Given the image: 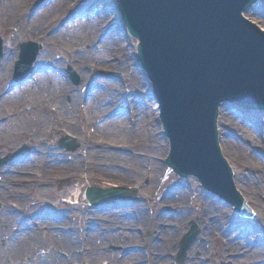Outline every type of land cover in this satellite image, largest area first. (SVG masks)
<instances>
[{
	"label": "bare ground",
	"instance_id": "bare-ground-1",
	"mask_svg": "<svg viewBox=\"0 0 264 264\" xmlns=\"http://www.w3.org/2000/svg\"><path fill=\"white\" fill-rule=\"evenodd\" d=\"M21 2L22 0H0V21L2 18H5V23L7 26L16 23L20 29H25L29 33V35H41L44 33L47 34L48 31L57 29L59 25L62 27L63 19H66L73 13H78L77 10L80 7L77 4V0H59L56 7L50 9L47 14L39 15L38 17H36V19H34V21H27V17L30 14V9L29 13L19 10V8L22 9L20 6L22 4ZM261 2L259 3L262 4ZM81 7L85 9L87 8V5L84 4ZM98 18L99 19L94 23L93 28H91V26H82L79 24L75 26L72 24V26L68 28H60L56 33L57 39L64 40L65 42H68L72 45H75V43H77L78 41H80V43L86 42V44L91 45L94 41L99 39L100 34L104 26L107 25L109 19L107 15H103ZM251 23L254 24L253 22ZM258 31L264 33V31H262L261 29H258ZM87 32H89V34ZM102 41L103 45L101 47V50L99 52H96L94 50V57H86V60L88 59L89 63H83V56H80L79 60L75 63L80 73H82L84 83L91 79L92 83L96 86L95 88H105L103 92L94 91L92 97L88 100V102H86L85 105V110H88L89 112L87 116L92 118L91 122L95 125L100 118L111 111L112 107L113 109L115 107V103L108 108H104V105L101 106V104L99 105V103L105 102L110 99L111 94L113 96L111 100L115 99V94H123L121 91H118V83H116V81L119 79L118 76L121 77V75H113L112 77H108V79H105L107 73L117 72L121 74V66L124 64L122 63L123 58L116 53V47H114L116 42L119 41V38L115 33H112L111 35H106V37H104ZM15 56L16 55L10 56L11 61L9 65L0 66V79L6 74L7 70L11 68ZM125 63L127 64V62ZM55 67H57V65ZM132 76H135V79L133 78L132 80L136 84L135 94L137 95L141 91V89L139 91V88L143 83L138 78V76L136 77L135 73H132ZM62 83L63 81L57 73L44 71L42 74L35 77L32 81H28L19 87H10L6 88L5 90H1L0 94L3 97L2 105L9 103V101H12V103L14 102L9 106L11 108L10 112L17 114L14 119H12L9 123H6L0 129L1 138L10 140L11 143H16L20 140H25L19 139V136H17L21 132L24 136H27L29 134L40 135V140H42L47 134L52 135L54 132V128H69L75 131L76 128L74 127V125L76 124V121L74 122V120L72 121L71 119L73 118L72 110L75 109L77 111V117L79 119L81 113L80 104L82 103L81 95L79 93L71 94L69 102H72V104L68 106L62 105V103L60 102V97H65L66 95H68L67 90L71 91L70 88L67 89V87L62 85ZM36 85L39 86V89L37 88L38 90L34 87ZM54 92L58 94L55 105L57 108V115L60 117L59 120L58 116L53 115L50 111V108L47 106L48 104H54V99L52 97V94ZM73 98H75L76 101H74ZM39 99L42 100L39 101ZM134 104L137 113H142L148 116V112L151 110L149 104H146V102L142 103L140 99H135ZM226 110V105H222L220 107L218 119H216L217 125L219 122L226 124L222 120V117H226ZM28 112H30V115L28 114ZM34 113L50 115L52 119L50 120L48 127L46 126L43 130V126L48 122V116L45 115V117H43L39 114L35 115ZM2 115L3 113L2 111H0V118L2 117ZM145 122L148 121L139 119L136 122L135 126H132V124L128 126L124 118L115 117L104 120V123L102 125H96V129L98 130V132L96 130L93 135H88V140L86 141V143L90 144L95 150H98L99 147H106L107 149H113L114 147H126V149L132 151V149L135 148L148 146L146 144L150 141L149 143L152 144V146L155 148L156 146L160 145L159 140L155 135L156 131L152 128L151 125L145 126ZM227 123L231 125L230 121H227ZM78 125L85 126L86 123H80L78 121ZM132 129L136 130V132L133 133ZM243 131L245 137L243 139L244 142H248L250 144L254 143L252 141L255 140V135L251 133V131L247 128L243 129ZM14 132L16 134L15 136H13ZM101 132L104 133V136L106 134L110 137H114L118 143L108 140L106 136L104 137L103 135H101ZM218 134H221L219 130ZM132 135L134 138H132ZM262 137V141L264 144V134H262ZM125 138L127 140L122 143ZM257 139L259 142L261 136L258 135ZM26 140L29 141L28 139ZM104 140H106L107 142ZM220 145L222 156L224 153L232 151L238 156L244 157V159H240L238 161L244 165V169L246 170V172L241 179L234 178V183L236 184L235 186H237L236 188H241L242 186H244L245 194L249 197L256 198L261 203V205L264 206V161L258 157L259 153L257 151V148L259 147L257 145H252V147L249 149V151H251L250 157H248L246 155L248 150L245 149L243 144L238 143V140L235 139L233 135H228V137L224 140V143H221L220 141ZM99 152H102V149H99ZM165 154L166 152L161 154L160 156L152 155L151 157H147V155L145 154L135 152L132 157L137 163L139 169L143 168V163L146 159H148L149 162L151 161V163L149 164L150 168L154 171H159L160 164L158 163V161L160 158H163ZM104 157L105 159L101 160L102 164L96 165L97 168L104 169L105 167V170H111L104 172L109 175L115 174L118 177L127 176L115 173V169H117L116 166H124L121 163L126 162H121L119 159L122 158L119 155L110 153L106 154ZM45 158L53 162L52 148L48 145L45 148L37 145L36 156L34 159H31L33 161L31 162L30 160L29 162L22 164L21 167L18 168V171L28 172V170L32 169L34 166L44 169H51L52 165L50 167L44 166ZM127 178L129 177L127 176ZM25 181L27 180L21 179L19 177L11 178L8 182V190H10L11 187L14 186H20L19 189L24 191L22 186ZM43 191V196L49 195L48 190ZM26 192L28 196L32 198L34 197L33 191ZM175 193L172 192V196L178 198L183 197V195L180 194V191H175ZM2 194L3 191L0 192V197L2 196ZM21 197L22 196H20V198H15L14 200H21ZM243 199L245 203H247V200L244 197ZM169 200L172 204L173 198ZM0 201L2 204L10 205L7 208L8 214L2 215L3 225L7 227L8 224L11 223V228L18 227V231H26V235L24 238L23 235L20 238L18 237L16 239V242L14 243L15 245H11V248L7 250V253L0 254V264H12V261L9 262V258L6 255H16L18 254V251H22L21 246L24 243L25 239L36 240L35 245L36 248L39 249L37 251L40 255V264H61L60 261L62 260L58 259V257L53 255V253L49 251V243L51 242L50 238H53L55 235V233L51 231V228L57 225H50L49 221H47L46 219H35V217H33L35 216L34 214L32 216H28L25 220L23 218L22 212H24L27 206V201L21 200L20 207L14 203L13 205H11V202H13V200L10 197H8L6 201L2 199H0ZM205 206L207 207V211L205 212L206 216H204V214L201 215V226L203 228V234L198 238L196 242L192 241L189 254H187L188 260L184 262V264H257V261L259 259V257L257 256L258 252L261 254L264 252V250L251 249L249 247L250 242L248 240H241L239 238L238 231L246 232V228H238L236 230L228 227L225 228L226 224H224L225 221H223V219L220 220V223L217 222V210L213 207L207 206V203H205ZM2 208H4V206H2ZM179 211L181 212V214L180 216H176L174 218L173 223H178L185 217L184 213H186V210H184L183 205H181ZM15 212H20V215H15ZM131 212L132 210L127 214H130ZM124 213L126 212L116 210L114 212L115 215L107 214L108 216L106 220L100 221L97 226L93 228L94 232L89 236V243L92 246L89 248V250L93 251L94 258L90 261V264H104L103 261H105L107 264H140L144 261L143 259L139 258L142 256L149 264H170L171 262L168 259L163 258L162 256L169 254L170 252L175 254L173 251L175 250L174 242L176 240V230L163 228L167 226H162L160 223L149 219L146 220L145 217L142 216L138 211L136 213L137 219L134 218L132 220H125L127 216H123ZM191 217L185 218V222L189 221ZM24 220L25 223L23 224ZM79 221V236L82 241L86 235V232H90V228L87 225L86 229H84L82 217H80ZM18 224L22 225H20L19 227ZM211 224L214 228V231L217 232L216 235H210ZM61 226H64L66 230H69V233L74 234L73 228L71 227L70 210L68 212V226L65 222ZM119 226H122L121 231L112 233V230H118ZM146 227L154 232H157L158 240L153 246L151 245L149 249L145 250L143 253L138 254L141 256L132 254L123 255L122 252L118 253L110 247L111 245H113L115 249L122 250H128L132 247H135L137 245V242L139 241V232L142 230V228ZM224 228L229 233L227 236L220 237L219 234L221 233V230L225 231ZM105 229H107V232H109L111 235L99 237V230ZM131 229H134V233L126 232L127 230ZM1 234L3 233H1L0 231V235ZM39 234L43 236V238H40V240L42 241L41 246L37 241L38 236H40ZM105 237L110 239L113 244H110L107 247H103V251L100 252L99 247L103 245ZM55 240H59L60 244H64V246L68 248L69 253L65 254L66 260L62 264H80L77 261V256L74 254H70L71 252L77 251L72 250L71 246L69 247L68 242H70L71 244L69 236L63 237L60 235H56ZM213 242H215L219 246L218 251H216L214 254L215 257L209 255L212 253L211 243ZM153 252H156L161 257L159 258V256H157L158 259H155L153 261V258L151 257L153 256V254H151ZM239 253H243L242 258L233 259V256H238ZM206 259H212L214 260V262L210 261L209 263H207Z\"/></svg>",
	"mask_w": 264,
	"mask_h": 264
},
{
	"label": "rangeland",
	"instance_id": "rangeland-1",
	"mask_svg": "<svg viewBox=\"0 0 264 264\" xmlns=\"http://www.w3.org/2000/svg\"><path fill=\"white\" fill-rule=\"evenodd\" d=\"M58 0H22V4L20 5L22 9L19 8L21 11H26L29 13L30 9V14L27 17V21L36 19L41 14H47L50 9L55 8L57 5ZM262 1V2H261ZM260 3L257 5L251 7L245 14V18H247L249 21L253 22L257 27H259L262 31H264V18L259 17L255 11H260L264 15V0H261ZM82 3H87L89 6L88 11L86 14L82 16H78L79 14H74L71 18L69 19H64L62 24L65 25L67 24L68 26L70 23L73 24L74 19H78L77 24L79 25H87L91 26L97 20L99 19L97 16L100 15L103 12V9L105 7L109 8V11L107 13L109 17V25L107 28H105L103 34L101 35V38L106 36L112 31H118L116 32L119 36V41L116 42L115 46V51L120 57L124 58L122 63H124L121 66V77L119 78L118 82V91H121L123 94H115V99H113V104L118 102L117 105H120V108L118 109L117 106L114 107L108 114L103 116L102 118H106L109 116H119V115H125L127 116V113H129L130 116V121L132 123V126L136 125V122L141 119L145 120L148 122H145L144 125H151L152 128L156 131V137L159 140V146H156L155 148L150 144L149 142L146 144L148 146H144L142 148H135L132 149L131 153L123 148H116L114 149L115 151H118V155L122 158L119 159L121 162L126 161L125 163H121L124 166H116L117 169L115 173L127 175L129 178L124 177V176H116L114 175H109V179H100V178H91L89 176H84V172H80L81 170H88L89 169V162L92 161V154H94L95 149L90 145L87 144L86 141L88 140L87 137L88 135H92V133L97 130L96 125L92 124L90 117H88V110H85L84 108V100L86 96H89L88 90L91 87V82H86V84L82 87V74L79 72L78 67L76 66V62L79 60L80 56L84 57L83 63H89V60H86V57H94L92 54V50H99L102 44V41L96 40L93 42L92 45H87L86 42L80 43L78 41L75 43L73 46V50H70V48L64 49L63 44H65L61 39H57V36L55 34H51L54 30L48 31L47 34H41V35H29V33L24 29H20L16 23L10 24V26H7L5 23V18H2L0 21V35L2 39L4 40V57L0 61V66L1 65H9L10 64V56L16 55L17 56V46L26 41H38L44 45V52L40 54L38 57L40 62L37 64V66L48 67V66H53L57 65V73H59L65 87L67 89L69 88V85H71L69 78L66 73V67L68 65L72 66L74 71L79 73L81 77V85L78 88H74L72 85L71 87L74 88L75 91H80L81 93V100L82 103L80 104V116L79 119L77 117V111L75 109L72 110L73 118L72 121H76V124L74 127L76 128L75 131L69 129V128H55V133L56 136L54 135L53 137L47 136L44 138L43 143L44 145H48L46 141H49L51 143L57 141L65 136V134H69L74 136V138L77 140V142L81 145L80 149L74 153V154H65L63 151H60L57 147H55V154L56 158H59V160H68L69 161V166L66 169H62L61 167L57 168L56 171L54 172H47L44 173L41 177H38L39 180L36 181V184L32 186L33 192L35 196L32 198L28 195H24L21 200L27 201L26 208L24 212H22L23 216H32L35 214L36 216L35 219H41L44 220L46 219L49 221L50 225H54L53 221H51V213H50V206H54V203L58 201L59 197L64 196L65 192L60 191L61 188H59L58 183L59 182H65V185L69 188V192L73 195V201L76 202V199L78 198V208L84 209V207L81 205L83 203V193L84 190L91 185L94 186H111V185H119L123 187H130L134 188V186L138 187L140 190V195L139 198H141V202L134 204L132 207L128 203L122 204V202L119 203V205H124L123 208H127L128 212L131 210L134 211V213H137V211H141L142 209L148 208L150 212V220L152 221H157L160 224H162L163 221L165 224L170 225L173 224L172 219L167 216V215H160L162 214L165 210H170L171 213L179 212L176 207L183 205L184 210H186L185 217L179 221L177 224H174L173 230H176V240L174 242V253H178V243L179 240L186 234L188 230V224L189 222H185V218H189L191 216L193 217H198L203 215L206 216V213L203 212L204 208L207 209L205 206V203H207V206L215 208L216 212L218 213V218L217 222L220 223V220L223 219L224 224L226 226H229L232 229H235L237 227V223L239 222H245L252 224V226H255L261 233L257 234V232L254 230V227L252 228H247L246 232H241L238 231L239 238L241 239H246V235L248 236V241H250L253 237L254 234H256L255 240L257 242V247L258 250H264V209L261 205V203L254 197H249L248 195L245 194V187L242 186L241 188H237L238 191L242 194V196L247 200L248 206L252 210V213L255 215L253 220H240L237 222V216H235L231 210L222 202H219L216 198L210 196L209 194L203 192L200 190L199 185L197 180L194 177L187 178L185 180H181L176 176L174 173H172L164 164L165 158L168 156L169 152V145L167 140L164 138L162 134V125L161 121L158 119L157 116V110H158V103L156 98L153 95L152 92V87L150 82L148 81V78L146 77L145 73L141 71L138 67V61L137 58L135 57V45L136 42L129 36L125 35V30L123 23L121 21V16L119 13L118 5L116 0H77V4L81 5ZM32 9V11H31ZM95 9V10H94ZM83 35V33H82ZM82 37V36H81ZM100 38V39H101ZM15 56V58H16ZM9 58V59H8ZM127 62V64L125 63ZM138 63V64H137ZM71 67V68H72ZM45 68V69H46ZM12 68H9L6 72V74L0 79V91L3 90L5 87H7L8 83L11 81L10 80V71ZM12 72V71H11ZM38 73V72H37ZM41 72H39L37 75H39ZM77 73V74H78ZM132 73H135L136 77L142 81V86L139 88V91H141L136 95L135 94V87L136 84L132 80L133 78L135 79V76H132ZM108 74V73H107ZM118 75V74H117ZM111 77V75H107L106 78ZM37 89V87H35ZM39 89V88H38ZM37 89V90H38ZM150 89V91H149ZM83 90V92H82ZM92 90L96 91H104L105 88H101V90L95 89V87H92ZM102 91V92H103ZM143 91V92H142ZM67 94L65 97H60V102L62 105L68 106V98H70L71 91L67 90ZM92 96V95H91ZM52 97L54 99V104L51 108V112L53 115H57V108L55 105V101L58 97V94L55 92L52 94ZM141 98V101L143 100L146 102V104H149L151 107V110L148 112V116L142 114V113H137L135 109V104H134V99H139ZM111 98H113L112 94L110 95V99H108L105 102L99 103L101 104H107L111 102ZM74 101H76L75 98H73ZM42 99H39V101ZM70 100V99H69ZM63 101V102H62ZM8 102V101H6ZM14 103V102H13ZM12 101H9L7 104H0V111H4L3 114L5 113L6 115H9V110L11 108L9 107L11 104H13ZM72 104V102H71ZM112 104V105H113ZM133 104V106H132ZM143 105V104H141ZM31 112V111H30ZM30 112L28 114L30 115ZM38 112V110H37ZM39 114V113H34ZM226 117H222V120L224 123L219 122V131H220V141L221 143H224V140L228 135H233L235 139L238 140V143H245L243 144L245 149L248 150L246 155L250 157L251 151L249 149L252 147V145H257L259 148H257V151L259 153V158H261L264 161V144L262 141V134H264V113H251V114H246L244 117H247V119L243 120V114L238 112L236 109H233L231 107H228L226 110ZM28 115V116H29ZM43 117H45L46 114H39ZM48 116V115H47ZM40 118V116H39ZM98 120V122L102 120ZM60 117L58 116V120ZM51 118L48 116V122L45 123L43 126V130L45 127L49 124ZM78 121L80 123H87L85 126H79ZM126 124L128 126V117L125 119ZM160 121V123H159ZM227 121H230L231 125L227 123ZM1 122V120H0ZM222 128V129H221ZM248 129L255 135V140H253L252 144L248 142H244V131L243 129ZM134 130V129H132ZM136 132V130H134ZM98 132V130H97ZM101 135L104 136V133L101 132ZM227 135V136H226ZM261 136L260 141L258 142L257 137ZM106 138L110 141L117 142V140L114 137H110L106 135ZM104 136V137H105ZM53 138V139H52ZM127 138V137H126ZM125 138L123 142H125L127 139ZM52 139V140H51ZM25 142L27 140H24ZM106 141V140H104ZM28 142V141H27ZM107 142V141H106ZM258 142V144H257ZM29 145V144H28ZM222 145V144H221ZM220 145V146H221ZM30 149L31 152H33V149L37 147L36 141L33 138L32 144H30ZM102 147H99L98 149H101ZM135 152L145 154L147 157H151L152 155H161L166 152L165 156L163 158H160V170L159 171H154L150 168L148 159L145 160L143 163V168L139 169L137 163L135 162L134 158L132 157ZM105 156V155H104ZM223 157L227 160L229 167H231V170L233 171L234 178H242L243 175L245 174L246 170L244 169V165L240 163L238 160L244 159V157H240L237 154L231 152H226L223 154ZM34 159V158H33ZM105 159V157H103ZM67 164V162H65ZM102 164L101 162L99 165ZM106 168L104 167V170ZM106 171H111V170H105ZM80 172V173H79ZM2 178L0 175V185H2ZM131 185L133 187H131ZM236 185V184H235ZM38 186H45L43 190H48L51 196H42L43 190H40ZM237 187V186H236ZM1 189V188H0ZM157 192L155 193V191ZM174 191H180V194L183 195V197L178 198V197H172L168 193L169 192H174ZM39 193V195L37 194ZM178 194V193H177ZM172 200V204L170 203V200ZM183 198V200H182ZM17 201L11 202L13 205L16 204L20 207V199H16ZM5 201V200H4ZM147 203L145 204V202ZM1 209H0V254L2 253H7V250L11 248V245H15L14 243L16 242V239L19 237L23 238L25 237L26 233L22 232H17L15 228H11V223L10 226H4L2 223V215L8 214L7 208L10 205L2 204L0 201ZM4 206V208H2ZM76 207V208H77ZM122 207V206H120ZM132 208V209H131ZM61 210H66L68 208H65L64 206H60ZM126 211V212H127ZM3 212V213H2ZM32 212V213H31ZM73 218L75 220H78L80 218L79 212H75L73 210L72 212ZM15 215L19 216L20 212H15ZM48 215V216H47ZM59 216V215H57ZM90 216L83 217L82 220L85 223L91 222L93 220L90 219ZM147 220V219H146ZM193 220V219H192ZM25 222V221H24ZM223 223V222H222ZM223 224V225H224ZM238 229V228H236ZM235 229V230H236ZM56 229L53 227L51 228V231L54 233ZM256 232V233H254ZM78 232L77 234H79ZM221 234V233H220ZM40 235V234H39ZM55 236L50 238L51 242L49 243V251L53 253L54 255V249L56 247L60 248L59 240H55ZM59 236V235H57ZM43 238L42 235L38 236V242L40 246L42 245V241L40 238ZM6 238V241L4 239ZM86 235L83 239L85 241ZM105 241L102 246L107 247L108 245L113 244L110 239L104 238ZM5 244H2V243ZM110 242V243H109ZM36 240H29L25 239L24 243L21 246L22 251H18V254L16 255H6L9 259V262L12 261V264H40L39 261V253L36 248ZM63 246V245H62ZM138 246V245H136ZM74 247H78V244L74 245ZM113 248L115 251L118 249H115L113 245L110 246ZM83 248L86 251H89V247L87 246V243L85 241ZM257 250V252H258ZM144 252V251H142ZM170 252L169 254H171ZM153 254H156V252H153ZM189 254V251H188ZM37 256V257H36ZM136 256H141V255H136ZM192 256V255H191ZM258 264H264V252L259 253ZM142 259V257H139ZM177 256H175L172 260L174 264L176 263ZM188 260V255L186 258V261ZM212 260V259H211ZM214 262V261H213ZM60 263H64L60 261ZM104 264H106L105 261H103ZM171 263V264H173ZM153 264V263H152ZM213 264V263H211Z\"/></svg>",
	"mask_w": 264,
	"mask_h": 264
},
{
	"label": "water",
	"instance_id": "water-1",
	"mask_svg": "<svg viewBox=\"0 0 264 264\" xmlns=\"http://www.w3.org/2000/svg\"><path fill=\"white\" fill-rule=\"evenodd\" d=\"M255 1L118 0L141 42L142 65L170 141L167 163L181 175L196 176L236 209L242 203L218 149L215 121L222 103L264 110V33L242 17ZM26 55L25 46L19 69ZM119 196L90 190L87 200ZM195 235V229L187 235L184 250Z\"/></svg>",
	"mask_w": 264,
	"mask_h": 264
}]
</instances>
